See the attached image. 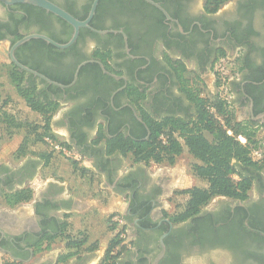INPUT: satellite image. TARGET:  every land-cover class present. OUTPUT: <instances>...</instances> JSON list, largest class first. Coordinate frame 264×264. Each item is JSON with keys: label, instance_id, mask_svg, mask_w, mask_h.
<instances>
[{"label": "flooded vegetation", "instance_id": "1", "mask_svg": "<svg viewBox=\"0 0 264 264\" xmlns=\"http://www.w3.org/2000/svg\"><path fill=\"white\" fill-rule=\"evenodd\" d=\"M51 1L81 21L90 18L89 26H81L67 47L41 37L18 45L16 58L34 73L11 60L15 44L31 34L66 44L75 28L42 7L0 0L4 60L0 65L5 71L0 76H15L17 70L26 76L25 83L35 80L37 92L47 96L55 94L51 86L57 85L39 76L53 80L78 76L73 85L80 90L76 99H84L97 81L105 93L125 84L101 76H128L126 80L144 95L142 104L158 116L185 104L184 95L172 90V76H214L220 61L233 60L240 66L239 76L246 69L242 83L246 114L255 118L264 113V0H98L92 16L96 0ZM257 76L262 80H254ZM193 79H188L193 92L208 87L205 80ZM140 118L138 126L144 124ZM10 173L0 164V184ZM4 186L10 187V182ZM0 196L6 197L1 187ZM166 210L143 206L132 212L134 244L117 264H264V170L244 201L218 196L182 221H175ZM10 241L9 233H1L2 249L7 250Z\"/></svg>", "mask_w": 264, "mask_h": 264}, {"label": "crops", "instance_id": "2", "mask_svg": "<svg viewBox=\"0 0 264 264\" xmlns=\"http://www.w3.org/2000/svg\"><path fill=\"white\" fill-rule=\"evenodd\" d=\"M245 74L246 69L243 76L231 81L233 112L237 122L255 130L261 138L264 117L251 118L246 114L248 106L242 90ZM189 75L172 76V90L184 95L185 104L177 111L158 116L142 104L144 95L126 80L128 76H101L115 78L118 85L125 84L114 93H105L99 87L101 81H97L84 99H76L80 91L77 92L76 86L59 87L58 93L48 96L58 104L50 127L80 153L79 162L51 153L44 143L35 141L26 128H11L18 133L12 138L0 139V164L11 170L5 181L2 178L3 185L0 184L3 195L26 187L33 190L30 202L14 206L0 196V212L9 213L1 218L0 235L4 232L11 236L7 250L0 245V264H101L115 234L109 222L113 214L121 213L125 217V246L127 250L132 249L134 237L129 219L134 208L168 209L173 196L187 201L189 196L181 192L194 186H206L207 182L193 169V164L200 161L190 153L182 138L184 150L174 164L138 160L121 144L125 139H139L144 132L147 139L150 121H192L198 117L199 103L188 79L205 80L208 87H212L214 80L210 73L209 76ZM262 77H254V80H262ZM0 82L4 83L2 98L10 102L7 109L19 111L31 122H42V114L31 109L12 82L1 77ZM76 113L79 115L75 118ZM139 116L148 128L141 123L138 126ZM24 142L26 149L19 155ZM6 182H10V187L4 186ZM64 224L65 232L81 235L85 243L67 263H59L62 254L76 250L69 248L67 239L61 235Z\"/></svg>", "mask_w": 264, "mask_h": 264}, {"label": "trees", "instance_id": "3", "mask_svg": "<svg viewBox=\"0 0 264 264\" xmlns=\"http://www.w3.org/2000/svg\"><path fill=\"white\" fill-rule=\"evenodd\" d=\"M97 52L99 53V50ZM14 75L10 76L11 82L17 87L31 109L42 114L43 120L38 124L29 120H19L16 115L2 111L7 104V101L3 100L0 106V124L2 120L7 123L9 129L26 128L35 141L40 142L44 141L46 134L56 135L50 127V121L58 104L51 101L45 91L37 92L35 80L30 78L29 85H26V76H21L17 70H14ZM53 78L64 84H69L73 80V76L65 80ZM2 87L3 83L0 82V102L2 101ZM51 88L55 93L60 91L57 86H51ZM193 93L199 103L198 117L195 120L150 121L151 134L147 139H144L147 134L144 132L139 139L129 138L121 143L128 151H132L138 160L147 162L154 160L159 163L167 161L174 164L184 150V144L180 140L182 138L190 153L199 159L200 162L193 164V169L199 178L207 182V185L194 186L181 192L187 194L189 198L183 209L172 216L175 221L196 216L204 206L218 196L241 201L248 199L254 179L264 170V142L257 137V132L237 122L233 110L228 109L224 100L218 97H213V99L201 97L199 90ZM208 104L216 107V114L224 119V124L216 114L209 111ZM229 129L233 131V134L228 133ZM163 134L167 137L166 142L161 139ZM239 135L247 138L246 144L238 139ZM25 149L26 143L24 142L18 154L22 155ZM254 150H263L262 157L255 159L252 154ZM78 169L81 170V168ZM32 199L33 190L30 187L6 194V201L11 206L30 202ZM137 210L138 208L133 209L134 212ZM126 226L125 224L117 229L116 224H110L115 234L101 264H117L119 257L127 250L124 239L120 236L122 232H127ZM66 227V224L62 226L61 235L67 239L68 247L76 250L62 254L59 263H67L85 243L81 235L76 236L65 232Z\"/></svg>", "mask_w": 264, "mask_h": 264}, {"label": "built area", "instance_id": "4", "mask_svg": "<svg viewBox=\"0 0 264 264\" xmlns=\"http://www.w3.org/2000/svg\"><path fill=\"white\" fill-rule=\"evenodd\" d=\"M240 74V66L238 62H235L233 60H222L215 66V72L213 76V83L212 87L204 88L206 89V94L202 89H199L200 94H203V97H209L213 99V97H218L222 100H224L228 106V109L233 110V104H232V91L229 86V82L232 79H235L239 77ZM203 91V92H202ZM208 109L211 113L216 114L217 109L214 105L208 104ZM216 116L222 121L224 124V119L219 117L217 114ZM229 134H233V131L231 129L228 130ZM161 139L163 142L167 141V137L163 134L161 135ZM238 139L243 143H247V138L243 135H239ZM43 142L48 150L51 153H59L63 155L64 157L79 162L81 160V155L77 151H75L73 148H71L64 140L60 139L57 135L52 134H46L44 135ZM263 150H254L253 156L255 159H259L262 157ZM255 154H259V157L256 158ZM110 224L114 223L116 224V228L119 229L125 225V217L121 213H115L110 218ZM121 238L124 239V243H126L127 239V233L122 232L120 234Z\"/></svg>", "mask_w": 264, "mask_h": 264}, {"label": "water", "instance_id": "5", "mask_svg": "<svg viewBox=\"0 0 264 264\" xmlns=\"http://www.w3.org/2000/svg\"><path fill=\"white\" fill-rule=\"evenodd\" d=\"M3 3L5 4H15V3H28V4H33V5H36V6H39V7H42L48 11H51V12H54L55 14L59 15L60 17L64 18L65 20H67L70 24H72L75 28V32L71 38V40L66 43V44H60V43H57L55 42L54 40H52L51 38L47 37V36H44V35H41V34H31V35H27L25 36L24 38H22L21 40H19L15 46L13 47L12 51H11V60L14 61L19 67L23 68V69H26L28 71H31V72H34V73H37L36 71L30 69L28 66L26 65H23L22 63H20L18 61V59L16 58L15 54H14V49L20 45V44H23L24 42L30 40L31 38H34V37H41V38H44L46 40H48L49 42H52L54 44H56L57 46H60V47H67L69 45H71L77 38V35H78V32H79V28L81 26H89V19L86 20V21H81L79 19H77L76 17H74L71 13H69L68 11H66L65 9H63L62 7L58 6L57 4H55L54 2H52L51 0H1ZM151 1V0H150ZM97 2L98 0H96L94 6H93V9H92V12H91V16L93 15L94 13V10H95V7L97 5ZM102 64V63H101ZM103 66V64H102ZM41 78H43L44 80L54 84V85H57L58 87H61V88H69L71 86H73L77 79H78V76H75L74 77V80L69 83V84H64L62 82H59V81H55L47 76H39ZM114 77H117V76H114ZM261 117H264V113H262L260 115ZM140 120L145 124V126L148 128L147 124L143 121V119L140 118ZM148 134L150 135V130L148 129ZM221 197V196H220ZM130 213V212H128ZM5 214H9L7 213L6 211H3V212H0V224H1V218L5 215ZM125 224H126V220H125ZM166 235H164L161 239V244L163 246V248H165V243H164V237Z\"/></svg>", "mask_w": 264, "mask_h": 264}, {"label": "rangeland", "instance_id": "6", "mask_svg": "<svg viewBox=\"0 0 264 264\" xmlns=\"http://www.w3.org/2000/svg\"><path fill=\"white\" fill-rule=\"evenodd\" d=\"M4 62V60L2 59V57H0V64L1 63H3ZM3 74H5V71H4V69L1 67V65H0V75H3ZM1 78H5L8 82L10 81L11 82V80H10V76H0ZM3 85H4V83H3ZM204 92H205V94H206V89H202ZM3 100L6 102L7 101V104L9 105V100L8 99H5V98H2V101L0 102V106L3 104ZM12 103H13V101H12ZM6 104V105H7ZM6 107V109H4ZM6 111V112H8V113H10V114H13V115H16L17 117H18V119L19 120H28L27 118H25V117H22V115L20 114V112L19 111H17V110H12V109H7V106H4L3 107V109H2V111ZM18 133V131L17 130H13V129H9L8 128V125H7V123L5 122V121H3L2 122V120H1V124H0V139H5V138H12V137H14L16 134ZM259 139H261V140H263V142H264V135L261 137V138H259ZM255 157L256 158H258L259 157V154H255ZM179 193V195L181 194L180 192H178ZM184 194V193H183ZM216 199H217V197H216ZM213 201V200H212ZM211 201V202H212ZM185 199L184 198H182L181 196H173L172 198H171V207L170 208H168L167 210H166V214L167 215H170V216H173V215H175V214H177V213H179L182 209H183V206H184V204H185ZM210 202V203H211ZM209 203V204H210Z\"/></svg>", "mask_w": 264, "mask_h": 264}]
</instances>
